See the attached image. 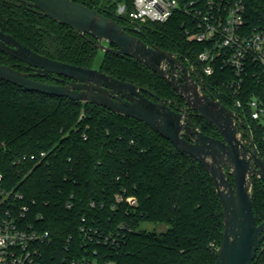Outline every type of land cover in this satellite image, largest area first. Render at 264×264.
I'll use <instances>...</instances> for the list:
<instances>
[{
  "label": "trees",
  "instance_id": "16d2710c",
  "mask_svg": "<svg viewBox=\"0 0 264 264\" xmlns=\"http://www.w3.org/2000/svg\"><path fill=\"white\" fill-rule=\"evenodd\" d=\"M73 1L114 18L148 44L180 56L197 71L203 90L232 108L223 86L231 78L230 70L217 67L213 75L202 73L198 54L203 44L186 35L185 16L148 22L137 32L129 19L117 15L120 0ZM245 3L249 23L264 27V0ZM0 30L54 60L98 68L143 86L168 99L173 108L186 105L148 67L103 51L97 63L101 50L94 38L19 0H0ZM0 63L25 69V63L1 51ZM192 118L204 133L222 138L209 121L196 114ZM242 120L264 158L261 128ZM0 174V187L23 193L18 203L29 207L26 218L50 234L42 246L44 264H67L93 249L110 264H214L217 259L224 215L213 179L198 160L135 118L0 79ZM252 205L259 224L264 220V181L258 178L253 182ZM145 223L166 228H149ZM83 228L98 230L100 241L90 242ZM254 264H264V243Z\"/></svg>",
  "mask_w": 264,
  "mask_h": 264
},
{
  "label": "water",
  "instance_id": "95a60500",
  "mask_svg": "<svg viewBox=\"0 0 264 264\" xmlns=\"http://www.w3.org/2000/svg\"><path fill=\"white\" fill-rule=\"evenodd\" d=\"M50 19L94 38L99 50L128 56L148 67L184 100L185 107L151 90L98 68L54 60L0 30V51L28 65L0 63V79L21 88L107 108L144 122L178 151L198 160L213 179L223 208L224 231L214 264H254L264 243V220L258 224L252 205L255 178L264 181V158L244 122L213 94L206 93L192 65L177 54L150 45L95 8L73 0H19ZM135 31L140 32L138 29ZM55 76L67 84L38 79ZM192 114L209 121L222 138L204 133ZM232 180H231V178Z\"/></svg>",
  "mask_w": 264,
  "mask_h": 264
},
{
  "label": "built area",
  "instance_id": "2783aa9c",
  "mask_svg": "<svg viewBox=\"0 0 264 264\" xmlns=\"http://www.w3.org/2000/svg\"><path fill=\"white\" fill-rule=\"evenodd\" d=\"M116 13L135 29L185 16L186 35L203 44L198 54L202 73L213 75L217 67L230 70L231 78L223 83L230 109L239 121L244 118L259 126L264 139V27L249 23L245 0H120ZM2 178L0 174V182ZM23 198L19 191L0 187V264H44L42 246L50 234L26 218L29 207L18 203ZM128 200L136 203L133 197ZM83 230L90 242L100 241L98 230ZM67 264L110 263L93 249Z\"/></svg>",
  "mask_w": 264,
  "mask_h": 264
},
{
  "label": "flooded vegetation",
  "instance_id": "af4514ba",
  "mask_svg": "<svg viewBox=\"0 0 264 264\" xmlns=\"http://www.w3.org/2000/svg\"><path fill=\"white\" fill-rule=\"evenodd\" d=\"M21 3H23V2H21ZM25 5L28 6L27 4H25ZM132 34H134V33H132ZM24 68H25L24 71L33 72V70L28 65H26V64L24 65ZM47 79H50L48 82L55 83V84H67V82H68V78H64V82H60V81H58V80L55 79V76L49 77Z\"/></svg>",
  "mask_w": 264,
  "mask_h": 264
},
{
  "label": "rangeland",
  "instance_id": "374dc122",
  "mask_svg": "<svg viewBox=\"0 0 264 264\" xmlns=\"http://www.w3.org/2000/svg\"><path fill=\"white\" fill-rule=\"evenodd\" d=\"M103 52L102 51H99L98 53V56H97V63H99L101 61V59L103 58ZM175 99V98H174ZM145 225L149 228H158L159 230H164L166 228L165 225H160V226H157V225H153V224H150V223H145Z\"/></svg>",
  "mask_w": 264,
  "mask_h": 264
}]
</instances>
